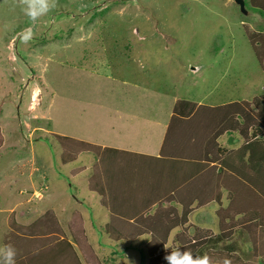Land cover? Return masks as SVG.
<instances>
[{
	"label": "rangeland",
	"instance_id": "374dc122",
	"mask_svg": "<svg viewBox=\"0 0 264 264\" xmlns=\"http://www.w3.org/2000/svg\"><path fill=\"white\" fill-rule=\"evenodd\" d=\"M234 1L0 0V254L8 225L37 218L33 209L62 220L79 210L77 234L102 264H141L139 246L103 231L107 213L86 187L94 157L61 163L54 135L155 155L176 99L218 106L264 93V0H243L247 14ZM192 208L168 245L177 230L213 228L210 210Z\"/></svg>",
	"mask_w": 264,
	"mask_h": 264
},
{
	"label": "trees",
	"instance_id": "16d2710c",
	"mask_svg": "<svg viewBox=\"0 0 264 264\" xmlns=\"http://www.w3.org/2000/svg\"><path fill=\"white\" fill-rule=\"evenodd\" d=\"M255 52L259 61L264 44ZM224 135L240 143L222 147ZM54 136L61 163L94 157L87 188L107 210L105 232L112 241H127L128 250L139 246L141 264H169L172 253L177 259L185 253L193 261L207 258V264H264V93L218 106L176 99L156 155ZM82 171L84 166L74 176ZM194 202L208 205L213 228L177 230L168 245ZM76 219L78 213L69 235L52 211L28 226L11 223L0 264H102L85 235H78L82 227L73 226Z\"/></svg>",
	"mask_w": 264,
	"mask_h": 264
},
{
	"label": "crops",
	"instance_id": "0c3cea01",
	"mask_svg": "<svg viewBox=\"0 0 264 264\" xmlns=\"http://www.w3.org/2000/svg\"><path fill=\"white\" fill-rule=\"evenodd\" d=\"M258 3V1L257 0H252V2L251 3ZM259 3H263V2H259ZM258 34V33H257ZM259 34H261V36L263 37V35H264V31H262V33H259ZM170 115H171V113H170ZM170 115H169V117H170ZM168 117V118H169ZM153 121H155V120H153ZM167 121H168V119H167ZM167 121L164 123V128L166 129V125H167ZM164 133H165V130L163 131ZM164 133H163V135H164ZM162 138H163V136H160V138H159V141H160V144H161V141H162ZM101 146H104V145H101ZM108 147H111V146H108ZM160 147V146H159ZM113 148H116V147H113ZM119 149H123V148H119ZM124 150H128V151H133V152H138V151H134V150H130V149H124ZM158 151H159V149L157 150V153H158ZM138 153H142V152H138ZM156 153V154H157ZM143 154H146V153H143ZM155 154V155H156ZM149 155H152V154H149ZM84 170H85V167H84ZM75 177V176H74ZM88 178H89V175H88V177L86 178V187H87V180H88ZM88 189V188H87ZM48 190V189H47ZM89 191V190H88ZM92 193H94V192H92ZM45 194H47V191L44 193V195ZM61 194H63V193H60V195ZM97 197H98V203H99V205L106 211V213H107V210L100 204V197L98 196V194H96V193H94ZM44 195H43V197L40 199V201H42V200H44ZM56 198L58 199V200H63L64 198H65V196L63 195V196H56ZM75 200H77L76 201V204L81 208V202H80V200L77 198V197H73ZM39 202V201H38ZM207 207H208V205L206 206V209L205 210H207ZM33 211L35 212V211H40L39 212V214L37 213V212H35V213H37L38 214V216H37V218H35V219H33V220H30V222L29 223H18L19 225H22V226H28L30 223H32L34 220H37L38 218H40V217H42V215H44L47 211H52V213H53V215L55 216V218H56V220H57V224H58V226H59V228L64 232V233H66L67 235H69V233H70V230L72 229L71 227H70V221H71V218L73 217V215L74 214H76V213H78L79 214V219H80V221H78V222H74L73 223V226H77V225H80L81 224V227H82V229H84V227L83 226H85L86 227V225H84V220H83V216H82V214H81V212L79 211V210H75V211H73L72 213H71V215H70V217L69 218H65L64 220H62V218H60L59 216H57V212L55 211V210H52V209H48V208H44V209H42V210H39L38 208H35V209H33ZM107 216H108V214H107ZM58 218H60L62 221H66V224L64 223V222H61ZM86 223H87V221H86ZM108 223V218H107V222L104 224V228H103V231H104V233L106 234V232H105V225ZM9 226V229H8V231H6V233L5 234H7L9 231H10V225H8ZM4 234V235H5ZM106 236L108 237V235L106 234ZM108 239H109V237H108ZM111 240V239H110ZM139 239H137V241H138ZM74 240H72V244H73V246L75 245V242H73ZM89 242V241H88ZM113 242H115V241H113ZM90 243V242H89ZM125 243V249L126 250H128L127 248H126V246H127V241H125L124 242ZM90 245H91V247L93 248V250H94V247H93V245H92V243H90ZM95 251V250H94ZM81 260V259H80ZM83 260H84V258H83ZM112 260V259H111ZM113 261V260H112ZM81 262H82V260H81ZM113 263L114 264H125V262L123 261V262H114L113 261ZM112 263V264H113ZM82 264H83V262H82Z\"/></svg>",
	"mask_w": 264,
	"mask_h": 264
},
{
	"label": "clouds",
	"instance_id": "9594fccd",
	"mask_svg": "<svg viewBox=\"0 0 264 264\" xmlns=\"http://www.w3.org/2000/svg\"><path fill=\"white\" fill-rule=\"evenodd\" d=\"M28 15H30L31 17L34 18L36 13L33 11V12H29ZM47 189H48L47 184L41 183V187L34 189V191L40 190L41 194H42V196H41V198H42L44 193L47 191ZM32 195H33V193H32ZM40 199H37V200L40 201ZM11 255H12V253L9 252L10 257H11ZM166 259L168 260L169 264H207V258H205L204 260L193 261L191 259L190 254H188V253H185V255L181 259H177L176 254L172 253V254L168 255L166 257Z\"/></svg>",
	"mask_w": 264,
	"mask_h": 264
},
{
	"label": "water",
	"instance_id": "95a60500",
	"mask_svg": "<svg viewBox=\"0 0 264 264\" xmlns=\"http://www.w3.org/2000/svg\"><path fill=\"white\" fill-rule=\"evenodd\" d=\"M234 2L239 6V8L243 14H247V12L244 8V1L243 0H235Z\"/></svg>",
	"mask_w": 264,
	"mask_h": 264
},
{
	"label": "built area",
	"instance_id": "2783aa9c",
	"mask_svg": "<svg viewBox=\"0 0 264 264\" xmlns=\"http://www.w3.org/2000/svg\"><path fill=\"white\" fill-rule=\"evenodd\" d=\"M33 195H34V197H36L37 199H40V198H41V196H42V194H41V191H40V190H38V191H34V192H33Z\"/></svg>",
	"mask_w": 264,
	"mask_h": 264
}]
</instances>
